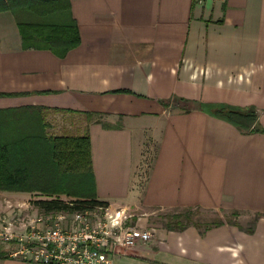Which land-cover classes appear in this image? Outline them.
<instances>
[{
    "label": "crops",
    "instance_id": "crops-1",
    "mask_svg": "<svg viewBox=\"0 0 264 264\" xmlns=\"http://www.w3.org/2000/svg\"><path fill=\"white\" fill-rule=\"evenodd\" d=\"M70 9L80 43L62 57L22 48L12 13L0 11V108L72 110L57 112L75 119L64 133L89 135L97 198L136 211L134 224L151 231L113 263L264 264V0H71ZM217 105L254 108L262 130L242 131L212 113ZM146 138L154 151L139 188ZM186 207L253 219L203 232L142 219ZM0 264L47 263L3 246Z\"/></svg>",
    "mask_w": 264,
    "mask_h": 264
},
{
    "label": "trees",
    "instance_id": "trees-1",
    "mask_svg": "<svg viewBox=\"0 0 264 264\" xmlns=\"http://www.w3.org/2000/svg\"><path fill=\"white\" fill-rule=\"evenodd\" d=\"M71 0H0V11H10L16 22L22 48L47 49L59 57L80 43ZM2 95V94H1ZM45 106L23 105L0 108V190L39 192L45 197L31 200L40 213L73 211L107 206L95 193L86 130L82 134H51ZM72 111L51 108V111ZM212 113L236 125L244 132L262 130L254 108L241 109L217 105ZM87 119L98 114L85 112ZM95 115V116H94ZM61 195H65L66 199ZM199 207L183 208L163 225L181 230L188 225L200 232L213 225L235 223L216 218L201 228L191 214ZM233 212L231 215H235ZM250 228V227H247Z\"/></svg>",
    "mask_w": 264,
    "mask_h": 264
},
{
    "label": "built area",
    "instance_id": "built-area-1",
    "mask_svg": "<svg viewBox=\"0 0 264 264\" xmlns=\"http://www.w3.org/2000/svg\"><path fill=\"white\" fill-rule=\"evenodd\" d=\"M125 208L93 206L41 213L19 230L0 219V239L13 244L9 254L47 264H114L113 255L147 241L151 233L135 225Z\"/></svg>",
    "mask_w": 264,
    "mask_h": 264
},
{
    "label": "rangeland",
    "instance_id": "rangeland-1",
    "mask_svg": "<svg viewBox=\"0 0 264 264\" xmlns=\"http://www.w3.org/2000/svg\"><path fill=\"white\" fill-rule=\"evenodd\" d=\"M64 116L65 115L61 112H46V119L48 118L47 120L51 126L50 130L47 132L51 134L64 133L63 130L67 129V127L64 125V121H67L68 119V117ZM68 120L73 122L75 121V119L73 118H70ZM72 126H74V124ZM70 129L74 130L73 127ZM153 151L154 145L148 140V138H146L145 141L142 142V144L140 145V149H137L136 151V162L134 164V185L139 188L141 187V184L147 174L150 162L152 160ZM43 197H45V195L39 192L0 190V213L3 215H5L6 213L10 214L9 216L6 215L5 221L12 223V226H14V228L16 227L15 229L19 230L21 227L23 228L22 224H25L30 217L33 218L41 214L39 210L31 204V200ZM61 197L66 199L65 195H61ZM131 212L133 213L132 221L134 223L136 221V218L140 217V215L138 216L136 214V211L131 210ZM182 212H184L183 208L152 210V212L148 214L147 218L146 216H142V219L145 221V225L147 223V227H150V225L160 222L164 223L165 221L171 220L174 215ZM3 215H0V219H3ZM219 217L223 219L227 218L230 220H235L245 226H247L253 219L251 214L237 212L235 215H231L224 213L221 210L219 211L213 209L194 210L193 208V214H191L192 220L197 221L201 228L204 227L205 224L211 223L213 220ZM146 229L150 231L148 228ZM3 246H5V249L7 251H10L13 247V244L4 242L0 239V247Z\"/></svg>",
    "mask_w": 264,
    "mask_h": 264
}]
</instances>
